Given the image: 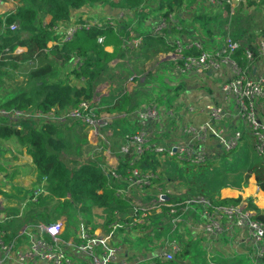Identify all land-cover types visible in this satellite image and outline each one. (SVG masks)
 Listing matches in <instances>:
<instances>
[{
  "label": "built area",
  "instance_id": "1",
  "mask_svg": "<svg viewBox=\"0 0 264 264\" xmlns=\"http://www.w3.org/2000/svg\"><path fill=\"white\" fill-rule=\"evenodd\" d=\"M207 1L214 6L228 4L231 11L237 7V4L245 2V0ZM5 5H8L7 10L0 15V35L17 28L16 23L8 25L6 18L16 13L18 1L0 0V7ZM96 6L100 7L102 13L88 14L87 9H95ZM103 11L100 4L87 6L83 12L76 11L71 21L59 24L55 29L63 36V41H69L80 27L117 30L118 22L135 19L134 13L126 11L121 12L118 17L110 16ZM79 18L83 19L84 25L77 23ZM172 24L171 15L169 20L164 18L158 22L150 33L155 38L165 36ZM134 30L133 25L128 27L129 35L124 39V48H128L131 52H139L144 49V37L142 33ZM249 40L250 36L234 39L231 35H227L222 40V44L215 49H205L203 43L195 38L166 40V43L173 48L170 55H173L175 67L170 73L174 75L179 77L184 74L203 75L224 68L229 69L231 76L220 86L224 95L223 104L199 107L187 104L181 96L177 103H172L165 111L163 110L165 106L160 107L157 102H151L140 105L132 113L123 114L127 122L134 124V128L122 134L120 138V156L126 157L129 163L133 164L141 159L145 151H152L157 155L160 166L156 172H144L134 167L130 171V176L126 178L117 172L120 163L113 165L111 162L107 163V169L103 172L106 175L110 174L114 183L119 185L116 194L130 201L131 210L134 212L132 216L134 223L146 222L152 213H161L165 209L168 219L171 222L173 220L172 225H176L179 222L180 211L198 207L203 219L204 231L208 235L218 236L228 230H244L247 232L256 259L260 261L264 259V221L254 218L255 211L250 207V202L254 204L252 200L250 202L241 200L234 205H222L198 194L184 200L169 201L171 192L162 186L164 160L177 159L184 163L205 166L209 162L216 161L226 152L236 150L246 135L253 141L255 155L264 163V120L259 118L258 113V104L264 102V76L261 74L255 76L253 72L256 69L253 63L255 54L245 47ZM98 41L102 43L104 37H100ZM243 47L246 58L251 62L250 71L249 68H242L233 58V54ZM255 47L256 58L263 59L264 37L256 39ZM191 48H196L201 53L198 56H185V52ZM22 50L23 48H18L16 52ZM78 62L79 59L74 65L76 66ZM231 103L234 106L233 116L227 110ZM196 112L205 114L206 122L200 125L192 124L190 117ZM105 117L106 115L100 114L97 105L88 101H81L75 108L65 110L52 108L46 113L39 110L7 111L0 108V118L14 123L60 124L68 121L79 123L96 140L97 136L101 135L102 128H106L104 133L106 136L111 138L114 134L112 125L103 120ZM173 126L176 127L174 133ZM102 149L104 148L95 147L90 155L98 156ZM109 149L110 146L107 153ZM257 189L261 190L258 184ZM114 223L112 228L104 233L81 223L76 237L71 240L62 239L64 224L61 221L50 224L38 223L29 230H24L23 236L29 243V247L24 250L17 249L14 244L6 243L4 232L0 229V264H6L11 260L16 261L17 264H161L175 261L176 256L181 252L180 244L173 240L164 247H159L155 255L131 262L123 257L121 247L114 243L116 229L125 228V222L119 220Z\"/></svg>",
  "mask_w": 264,
  "mask_h": 264
},
{
  "label": "trees",
  "instance_id": "2",
  "mask_svg": "<svg viewBox=\"0 0 264 264\" xmlns=\"http://www.w3.org/2000/svg\"><path fill=\"white\" fill-rule=\"evenodd\" d=\"M18 7L16 13L6 18L7 24H17L15 30L7 31L0 35V85L5 76L11 73H28V77L37 83L35 94L28 91H21L11 96H7L0 101V108L12 111H42L48 112L52 108L65 110L77 107L81 101H88L97 106L107 104L106 111L109 113H132L138 105L132 94L126 92L125 84L133 75L131 70L126 68L121 74L116 75L111 67L112 62L122 59L128 53H132L128 48H124V39L128 37V26L130 19L118 22L117 30L113 28L92 27L86 29L80 27L69 41H63V36L56 31L55 27L71 21L75 12L94 4L104 5L108 8H116L128 13H134L142 19V11L147 0H17ZM207 1V0H206ZM208 2V1H207ZM209 3V2H208ZM211 4V3H209ZM187 5L186 0H159L158 9L163 10L165 19L176 11L183 10ZM103 7L104 11L107 8ZM241 3L236 12L242 10ZM224 9L227 14L231 7L225 4ZM235 12V13H236ZM109 15V14H108ZM201 30L207 32L211 17L199 16ZM227 22V20H226ZM77 23L84 25L83 19L79 18ZM220 29L223 25L220 24ZM144 37V50L146 59H151L159 52L169 51L172 48L162 39L155 38L150 32L142 33ZM223 38L231 35L234 39H242L244 31L222 30ZM208 35V33H207ZM104 37L100 43L98 39ZM255 37H251L246 48L251 49L256 62ZM18 48L22 51L16 52ZM111 48V50L109 49ZM128 51V53L126 52ZM149 52V53H148ZM201 52L196 48H191L185 52V56H198ZM233 58L242 68H249L251 62L245 54V48L237 50ZM79 59L78 64L74 62ZM41 61L42 64L31 70H24L23 66L27 62ZM147 61V60H145ZM142 70V68H140ZM140 69H138L140 71ZM251 69L249 68V71ZM131 74V75H130ZM130 75V76H129ZM129 77V78H128ZM141 81V77L133 78ZM110 83L111 98H114L112 84H116L117 90L124 89V93L110 105L109 102L96 101L98 96L96 89L100 84ZM1 121H8L1 119ZM9 122V121H8ZM0 125V138H14L18 143L28 149L33 158V162L41 177H46L47 191L50 194L52 204L56 205V200L64 197L68 198L64 205H56L54 211L64 210L63 206L84 202H91L98 209L106 212L110 217L106 220V227L115 222L114 214H126L131 211L130 201L116 194L119 185L114 183L111 175H106L94 162L88 160L87 163L70 169L61 160L60 153L66 148V142L60 138V127L54 124H35L23 122L21 129H16L2 122ZM76 124V123H73ZM79 124V123H77ZM125 132V131H124ZM253 159L247 168L248 175H254L257 184L264 192V163L261 159ZM160 166L157 155L152 151H145L141 159L133 164L129 159L120 158L117 172L122 177H129L130 171L140 168L144 172H156ZM247 171V170H246ZM167 175L163 177V181ZM164 187H169L168 180ZM174 193V191H172ZM217 204L228 205L238 204L241 198L218 199L209 196ZM251 208L255 209V219L263 220L264 215L256 211V206L250 202ZM59 206V207H58ZM62 208V209H61ZM73 208V207H72ZM42 216L45 214L42 213ZM73 215L68 212V216ZM77 217H73V219ZM52 221L51 223H54ZM176 260V258H175ZM264 264V259L260 260ZM161 264H177L176 261Z\"/></svg>",
  "mask_w": 264,
  "mask_h": 264
},
{
  "label": "crops",
  "instance_id": "3",
  "mask_svg": "<svg viewBox=\"0 0 264 264\" xmlns=\"http://www.w3.org/2000/svg\"><path fill=\"white\" fill-rule=\"evenodd\" d=\"M186 1L187 5L183 10L176 11L171 14L173 17L172 27L167 33H165V36H162V38H164L165 41L177 39L187 40L195 38L203 43V47L205 49H215L219 47L222 44V40L224 39L222 31L217 32L215 28L211 27H213V23L216 25L225 24V27H227L226 10L218 6H213L206 0ZM158 3L159 0H147L143 6L144 10L141 13L142 19L138 20L139 16L136 17L135 15L134 22L136 19L138 20L136 27H134L135 32H150L158 22L164 19V16L162 15L164 11L158 9ZM7 6L8 5L0 7V15H2L7 10ZM103 7L106 6L102 5V8ZM85 8L86 7L80 9V11L83 12ZM106 8L108 14L113 17H118L121 12H123L122 10L116 8ZM233 11L234 10H230V13ZM234 13L235 11L233 14ZM203 15L211 17L209 26L207 25V32H203L201 30L202 25L199 23L200 20L198 21V19H195V17L199 18V16ZM221 20L222 22L215 23V21ZM132 25L133 23H131L129 27H132ZM224 30L228 29L224 28ZM256 37H264V34L261 36L256 35ZM109 49L111 50V48ZM172 52L173 48L168 52H159L156 56H154L153 59L149 61L150 63H153L156 62L157 59V66L160 65L159 62L171 63V60L173 61V55H170V53ZM147 61L144 62L145 65L150 64L147 63ZM262 62L263 61H258L256 63V69L254 70V73L258 72L260 74H264V63ZM114 63L116 64V60L112 62V65ZM38 64L39 65L36 66L39 67L42 62L39 61ZM260 64L262 67L258 66ZM147 65L146 69H148ZM212 75H215V77L221 81L220 84L212 83L199 74H191V76L187 77L186 82H184L186 90L181 95L187 104L199 107H205L207 105L219 106L223 104L224 95L220 86L228 77L231 76V73L228 68H224L213 71L209 74L207 73V76L209 77ZM128 83L129 82L127 81L126 89L130 91L132 88ZM109 88L110 83L100 84L96 89L98 94L96 101L101 102L105 98V102H109L110 104L115 103L116 100H112L113 98L109 96L111 95ZM98 107L99 110L102 109L101 106ZM167 109L168 108H165L163 110L165 111ZM258 113L259 118L264 120V102L258 104ZM100 114L106 115V117L109 115L102 111ZM115 118L116 116L114 119ZM190 118V122L194 125H200L207 120L205 114H200L198 112L194 113ZM8 121H1L0 125H3L2 122H4L13 128L21 129L22 124ZM60 125L61 124H59L61 133L64 131L65 127H69L68 129H71L73 126H80L82 128L83 135L77 144L80 147L82 144H86L87 151H89L87 155L85 152L83 155L89 157L96 146H101V143L99 142L101 140L100 135L97 136V140L93 139L88 130L87 135L85 132L86 128H84L81 124L65 123L63 128ZM112 127L114 129L113 125ZM103 129L104 132L102 131L101 133L104 134L106 128ZM111 138H113V136ZM118 138L119 137L114 136L113 140H117ZM250 143L253 147L252 139L250 140ZM64 156L67 157V153H64ZM111 159H113V165L120 163L119 156H113ZM209 163L205 166L212 168L216 165L215 161ZM74 167L75 166L72 168ZM246 175L247 171L243 173L242 179L236 183L235 187L227 186L220 189L218 192H215V194L211 196H214L218 199L241 198L242 200H247L249 202L252 200L254 203L253 205L256 206V211L258 210L264 215V192L257 189V182L254 175H249L248 179H246ZM167 180L168 183H170L169 181L171 180L169 178H167ZM166 188L169 187L166 186ZM49 195L50 194L47 191L46 177H41L39 175V171L35 166L33 158L28 149L20 145L14 138H0V229L4 232V241L6 243L16 245V248L19 250L27 249L29 247V243L23 236L24 230H29L30 227H33V225L38 223L50 224L53 221L51 220V215L55 214V212L50 209L52 206V201ZM176 197V195L170 196L168 199L169 201L173 199L177 200L175 199ZM47 205H50L49 209H46L48 208L46 207ZM69 211L70 210L68 209L64 213H59V216H56L54 219L55 222L61 221L64 224V233L62 235V239L64 240H71L73 237H76L80 225L78 224L77 226H71V223H68ZM42 213L45 215L42 216ZM130 217V215H125L124 221L126 219L128 222L132 221L133 223V220H131ZM154 219H159L160 222L165 226H171L170 231L168 229L164 230L165 228L163 229L164 234H166L168 231L173 233L171 236L172 239L176 240L180 244L181 251H183L182 253L185 254L184 259L180 258L176 261L177 264H196V262H200L201 264H263L256 259L253 248L250 245L247 232L244 230H228L218 236L208 235V237L205 238L203 235L206 233L204 232V223L198 207H191L186 211H180L178 216L179 222L176 223L175 227L172 225V223H167L169 219L167 214H165V211L162 213H157ZM87 226L92 227V229H95L98 232L104 233V229L99 225L94 224ZM125 226L126 227L122 228V230H119L118 232L116 231L114 236V239H119L116 244L121 247L123 257L129 259L132 262L136 259L147 258L155 255L159 249L158 246H155V244L152 243V238L155 237V233H151L150 237L148 238L146 237L128 242V236L132 235V228H129V225L126 221ZM172 229L174 230L172 231ZM145 233L147 232L145 231ZM200 239H205L207 242L205 255L203 258L200 256L196 258L197 255L192 256L191 254V246ZM6 264L17 263L16 261L11 260Z\"/></svg>",
  "mask_w": 264,
  "mask_h": 264
},
{
  "label": "rangeland",
  "instance_id": "4",
  "mask_svg": "<svg viewBox=\"0 0 264 264\" xmlns=\"http://www.w3.org/2000/svg\"><path fill=\"white\" fill-rule=\"evenodd\" d=\"M242 4H243L242 10L236 12V8L239 6V4H237L236 5L237 7L235 6L236 8H234V11L236 13L233 14L234 12L233 11L226 15V20H227L226 26L227 27H225V24H223L224 25L223 29L224 28L228 29L230 33L236 30L244 31L243 36L245 37L250 36V38L252 36L255 37L256 35L257 36L263 35L264 34V0H245V2H242ZM217 6L220 8H224L225 5L221 4ZM87 11H88V14H91V15L102 13V10L100 9L99 6H96L95 9L88 8ZM103 12L107 13L106 11H103ZM137 21H138L137 19L135 22L134 20L130 21L131 23H133V27H136ZM220 22H222V20L215 21V23H220ZM219 26L220 25L218 24L216 25L213 23V27L211 28H215L217 32H220L223 29H220ZM199 36H200V33H199ZM258 38L256 37V39ZM158 39H162L165 41V39L162 37H159ZM256 39H255V42H256ZM126 52L128 53V51ZM146 56H149V55L148 54L145 55L144 49H142L139 52L134 51L132 53H128L122 59H117L116 64L114 63L115 65L113 64L114 66L112 65L111 67L114 69V72L116 75L121 74V72L125 71L126 68H128V70H131V74L133 73V75L130 78L128 77L129 79L127 81L129 82L128 84H130V87L132 89L130 91L126 89V92L133 95V97L135 98L136 104L137 105L139 104L138 107L140 105H146L151 102H157L160 107L165 106L166 108H169L171 107L172 103H177L178 99L181 98L182 93L186 90L184 86V82H186L187 77L191 76V74H184L181 77H179L178 75H174L170 73L172 68L175 67V63L172 60H171V63L170 62H167V63L159 62L160 65L157 66L156 65L157 59H156V62H153V63H150L149 61L153 59L154 56L151 59H146ZM145 60H148L147 63H150L148 65L146 64L148 66V69H146V65L144 64ZM258 61H263L262 63H264V58L263 59L257 58L254 65H256ZM38 62H39L38 60L27 62L24 64L23 69L24 70L34 69L38 67L36 66V65H39ZM258 66L260 67L261 64ZM140 68H142V70ZM138 69H140V71ZM257 74H260V73L258 72L255 73V76H257ZM28 75H29L28 73L26 72L24 73V71H22V73L14 72V73H11L10 76H5L3 78L2 84L0 85V101L5 99L7 96H11L12 94H16L21 91H28L31 94H35L38 88L37 83L33 82L28 77ZM261 75L264 76V74H261ZM202 76L206 80H209L215 84H220L221 82L215 77V75H212L211 77H209L207 76V73H206ZM136 77H141V81H135L133 78H136ZM116 84H112L113 86L112 88H115V92H112V95L114 96L112 100H117L125 92L124 89L117 90L118 87H116ZM126 85L127 84H125V88H126ZM109 92H110V88H109ZM102 101L105 102L106 99L104 98ZM100 106L102 107V109L99 110L100 112L102 111V112H106L107 114H109L103 120L105 122H108L110 125L114 126V134L112 135L113 138H110V136L108 137L105 134L101 133L100 135L101 140L99 142L101 143L102 147L101 146H96V147H101L104 149L99 151L98 156L96 154L94 157L92 155L87 157L83 155L84 152L86 153V155L89 152L87 151L86 144H82L81 147L78 146L77 144V142L81 140V137L83 135L82 128L80 126H73L71 129H68L69 127H65L64 131L60 133V138L64 142H66L67 148L62 153H60V158L69 168H72L73 166L75 167L80 166L81 164L87 163L88 160L92 162H94V160H97L94 163L98 167H100L102 171H105L107 169L106 168L107 163H111L113 161L111 157L119 156L120 158H122L119 154V140L122 134L128 131H131L132 128H134V124L127 122V120L124 118L123 114H126V113H121V114L120 113L119 114L109 113L105 110L106 107L109 105L103 103L102 105L100 104ZM227 110L233 116L234 106L232 103L229 104V107ZM115 116L116 118L114 119ZM37 123L41 124L42 122H37ZM53 123H56V122H53ZM62 123H60L61 124L60 126L63 128L65 126V123L68 124L71 122L68 121V122H62ZM54 125L59 126V124H54ZM37 127H39V125ZM175 129L176 127L173 126V133L175 132ZM101 130L104 132L103 128ZM85 132L88 135L87 129L85 130ZM114 136H117L119 138L117 140H113ZM107 138L108 140H106ZM104 140H106V143L104 142ZM250 140H251V137L246 135L236 150H233L231 152H226L223 156L218 157L215 161L216 165L213 166L212 168L211 167L209 168L207 166L201 167V166L184 163L183 161H180L177 159L164 160L163 161L164 170L162 171V179L165 175H167V177L165 178V181H167V178L171 180L169 181L170 188H167L171 192L170 196L176 195L177 197L175 199L177 200H184L186 198H189L191 196L198 195V194H202L206 197H209L215 194V192H218L220 189L225 188L227 186L235 187L236 183H238L239 180L242 179L243 173L246 170L247 172L249 171L247 168L249 167L251 161L256 158L254 148L252 147ZM109 146H110V149L107 153L106 151L108 150ZM104 150L106 153L104 152ZM64 153H67V157L64 156ZM248 176L249 175L247 173L246 179H248ZM172 191H174V193H172ZM67 199L68 198L64 197L62 199L56 200V205H60V206L64 205ZM52 200L53 199H51V201ZM69 204L70 202L68 201V206ZM49 206L50 205H47L46 207L48 208L46 209H49ZM55 206L53 203L50 209L54 211ZM68 206L62 207V208H65L64 211L63 210L54 211L55 214L51 215V218H52L51 220L54 221L55 217L59 216V213H64L65 211L69 209L71 211V212L69 211V213L73 214V215L68 216V219H69L68 223H71V226H75V225L77 226L78 224H81V223H85L87 225L96 224V225H99L101 228H103L105 232L111 229L112 225L115 224L113 222L106 227V220L108 217H110V215L98 209L95 205H93L89 201L84 202V203L74 202V204L70 205L71 208H69ZM164 211L166 210L164 209L163 212ZM133 213H134L133 210L129 211L127 214H123V213L116 214L115 213L114 221H119V220L124 221L125 215H131L130 218L132 220ZM156 215L157 213H152L150 216V219L143 223L133 222L134 223L133 224L132 221L128 222L125 219V221L129 225V228H132V235L128 236L129 237L127 239L128 242H131L137 239L138 240L143 239L146 237L148 238L150 237L151 233H155L154 234L155 237L152 238V243L155 244V246L164 247L166 243L168 242L171 243L173 241L171 237L173 233L169 232L171 226L169 225L165 226L163 223L160 222L159 219H154ZM73 217H77V219L75 218L73 219V221H71ZM168 222L172 223L173 220L172 222L168 220L167 223ZM163 229L164 230L168 229L169 231L166 232V234H164ZM119 230H122V229H116L117 232ZM173 230L174 229H172V231ZM145 231L147 233H145ZM203 235L205 238L208 237L207 233H204ZM118 240L119 239H114V243L116 244ZM206 243L207 242L205 239L197 240L191 246L192 256L197 255L196 258L198 256L203 258L205 255ZM182 252L183 251H181L177 255L175 261H177L180 258H183V259L185 258V254ZM196 264H201V263L196 262Z\"/></svg>",
  "mask_w": 264,
  "mask_h": 264
},
{
  "label": "water",
  "instance_id": "5",
  "mask_svg": "<svg viewBox=\"0 0 264 264\" xmlns=\"http://www.w3.org/2000/svg\"><path fill=\"white\" fill-rule=\"evenodd\" d=\"M211 73V72H208V74Z\"/></svg>",
  "mask_w": 264,
  "mask_h": 264
}]
</instances>
